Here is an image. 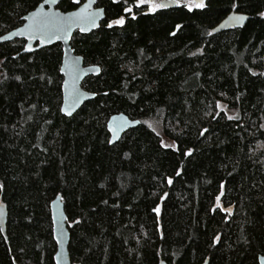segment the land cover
<instances>
[{
    "label": "trees",
    "instance_id": "obj_1",
    "mask_svg": "<svg viewBox=\"0 0 264 264\" xmlns=\"http://www.w3.org/2000/svg\"><path fill=\"white\" fill-rule=\"evenodd\" d=\"M230 2L213 0L205 12L169 9L138 15L123 30L97 29L88 38L74 33L70 44L75 54L85 66L99 63L103 69L102 77H87L82 89L108 91L109 97L97 95L96 101L107 100L105 106L86 102L72 120L62 118L56 108L61 46L27 54L23 40L0 44V60H4L0 71L9 77L20 75L24 81L21 85L10 79L0 93L9 97L0 101V181L7 185L0 200L7 204L10 240L5 244L0 238V264H12L13 259L16 264H54L50 204L57 193L65 196L67 215L87 216L71 232L72 264H160L161 260L203 264L204 258L209 264H252L253 253H264V169L253 163L264 160V131L257 130L264 123L260 119L264 78L252 77L245 67L264 70V21L256 16L264 10V0H242L251 17L243 28L208 36L226 17ZM39 3L42 0H0V37L20 27L22 17ZM96 4L108 19L119 13L111 0ZM64 9L74 10L68 0ZM177 24L182 28L170 36ZM198 49L203 55L191 56ZM17 51L20 56L13 60ZM41 75L52 76L56 83L40 81ZM216 101L227 104L230 113L239 110L247 131L237 128L236 122L207 116L214 112ZM42 107L49 111L44 113ZM157 109H163L158 126L162 136L175 140L182 150L195 148L192 157L160 149L159 138L143 124L119 148L110 149L103 142L107 133L101 125L110 116L124 114L131 120L153 122ZM204 128L209 131L200 137ZM121 149H131V162L122 160ZM178 167L183 173L175 177ZM167 175L174 179L171 188L158 183ZM221 182H225L221 203L233 208L227 224L222 220L226 213L208 211ZM117 191L119 197L114 195ZM165 191L169 196L161 208V240L151 208ZM114 201L119 209L110 207ZM241 227L250 245L237 244ZM216 234L221 235V243L213 249L209 244Z\"/></svg>",
    "mask_w": 264,
    "mask_h": 264
},
{
    "label": "snow or ice",
    "instance_id": "obj_2",
    "mask_svg": "<svg viewBox=\"0 0 264 264\" xmlns=\"http://www.w3.org/2000/svg\"><path fill=\"white\" fill-rule=\"evenodd\" d=\"M213 0H111V3L119 6V13L116 17L108 19L105 16L103 9L94 10L93 5L96 3V0H88L87 3L83 4V7H80L81 0H68V7L70 9H77L73 11H68L67 9L61 10L63 8L64 0H42V3H39L38 6H34L35 10L30 12L28 15L22 17L23 20L27 21V24L18 29L17 31L11 32L8 35L0 37V42L9 41L15 36L24 37L28 43L22 45L23 51L26 53H34L37 51V48L33 47V43L38 41V47L44 48L52 44L54 41H60L65 45H68L70 41L74 39V33L83 35L85 38H88V34L92 33L96 35V30L108 29H125L129 20L135 21L138 19V15H155L158 12L169 10V9H179L187 13H193L194 10L205 12L211 9ZM135 9V11H134ZM226 19L219 24L218 28L213 29L207 33L208 36H212L215 32H219L223 29L232 28H243L245 22L248 21L251 17L247 15L244 11L242 0H231L230 4L227 5V11L225 13ZM256 16L264 21V10L256 12ZM101 21L103 23H101ZM182 28V25L177 24L175 30L169 32L170 36H176L177 32ZM115 47V45H113ZM70 49L65 48L63 50V59L57 67L56 71L58 72V78L62 77L63 79L57 85V112L61 115L62 118L67 120L75 119V116L78 115V109L84 101H95L101 108L105 106L107 100H104L102 103L96 101V96L109 97L108 91L103 92H93L90 95L85 94L80 86L79 81L82 77L89 74L96 77H102V66L97 63L90 68L84 69L81 68V56L72 57L69 55ZM140 55L143 57V49L140 50ZM197 55H203V50H197V52H192L191 56L195 57ZM17 56H20V52L17 51L16 56H13L12 59L15 60ZM148 59V57H144ZM4 64V60H0V65ZM247 68L248 73L252 77H261L264 78V70L256 71L253 68ZM132 71L131 68L128 69ZM199 78L200 73L194 74ZM35 79V77H33ZM136 77L133 76V79ZM10 79H14L23 84L20 75L14 77H9L7 73L0 71V93L5 89L6 82ZM40 81H46L48 85H53L56 83V80L52 76H39ZM264 92V88L261 89ZM223 95V93H221ZM9 97L7 95H0V101H7ZM132 99V97H129ZM240 95L238 94L235 97L237 103L240 102ZM132 103H136L132 99ZM20 109L23 110V104H21ZM31 108L35 109L36 104H31ZM42 111L47 113L49 109L47 107H42ZM221 113L224 114L221 117ZM163 109H157L153 122L142 121L139 119L130 120L125 116H113L109 120H105L101 125L103 128H106V135L104 138V143L111 149L113 147L119 148L123 144L124 140L128 136L132 135L133 132L137 131L138 125H145L148 130L155 134L158 137V147L162 150H170L172 153L181 154L184 158L192 157L195 151V148L189 147L186 150H182L180 145L176 143L175 140L172 142H166L161 134V131L158 130V126H161L163 117ZM207 116H210L212 120H217L218 118H225L227 121L236 122V127L245 129L244 124L242 123V116L240 115L239 110L231 111L227 104H221L220 101H216L214 112L206 113ZM29 120L32 119L31 116L28 117ZM98 119V118H96ZM264 121V116L260 117ZM45 123L51 124V120H46ZM255 125V121L252 122ZM128 129H132V132H129ZM258 131H264V123H261L257 129ZM209 131L208 128H204L199 132L200 137H204L205 134ZM20 133H17L19 135ZM110 134V135H109ZM124 134V135H122ZM251 134V133H250ZM239 135V133H237ZM243 139V137H241ZM33 147H39V145L34 144ZM41 152H47V149L41 148ZM122 151V160L131 162L133 159V153L130 150ZM43 163V161H42ZM61 163H63L61 161ZM253 163H260L261 168L264 169V160L253 161ZM39 167V166H38ZM183 173V167H178L174 170V176L180 177ZM36 175H39L37 172ZM83 175V173H81ZM229 176L232 175V172L228 173ZM16 179V177H13ZM61 179L63 176L61 175ZM156 177H153V180H156ZM160 186H167L171 188L174 184L173 176L167 175L160 179L158 182ZM101 188L104 187L103 184L100 185ZM121 187H126L125 184H121ZM255 187V185H253ZM7 185L5 182L0 181V193L6 191ZM115 196L119 197L120 192L117 191ZM156 195V193H154ZM225 195V182L219 184V194L215 197V202L210 209L211 213H216L217 209L220 212L226 213V216L222 217L224 223H228V218L233 216V208L231 206L224 207L221 203V198ZM169 193L167 191L158 195L157 202L152 206L151 212L154 214L153 221L155 224V231L159 234L160 239H164V234L161 228V208L163 202L168 198ZM65 202V196L62 193H57L55 199L51 201L52 205H55L59 218L57 214L51 215V224H50V236L54 241L53 251L55 255L51 257L54 261V264H62L66 259L71 260V250H70V236L71 232L75 230L77 226L82 224L83 220L87 219V216L76 217L69 216L61 210V206ZM104 205H108V200H103ZM110 207L119 209L120 204L113 202ZM92 212H95L96 209H92ZM119 214V213H117ZM7 215V204L0 200V238H2L5 244L10 243L9 237L6 234L5 229V217ZM29 224L32 223L31 215L25 217ZM127 227V225H125ZM244 229L241 227V236L237 239V244L243 243L244 245H250L251 241L243 234ZM141 234L147 238V233L143 232V225H141ZM30 239V237H29ZM68 241V245H66ZM127 243V241H125ZM140 241L137 240V244ZM221 243V235L216 234L211 239L209 244L210 248L215 249L218 244ZM231 247V245H229ZM11 251V249H9ZM23 251V249H21ZM159 255V252L157 253ZM258 259L259 264H264V253H261L257 256L253 253L252 264H256ZM12 264H16L15 259H13ZM160 264H164V261L161 260ZM203 264H209V258H204Z\"/></svg>",
    "mask_w": 264,
    "mask_h": 264
},
{
    "label": "water",
    "instance_id": "obj_3",
    "mask_svg": "<svg viewBox=\"0 0 264 264\" xmlns=\"http://www.w3.org/2000/svg\"><path fill=\"white\" fill-rule=\"evenodd\" d=\"M87 2H88V0H83V2L81 3L80 7H83V4H85V3H87ZM96 3H97V0H96ZM96 3L93 5L94 10L103 9V8H101V7H97V6H96V5H97ZM34 10H35V9H34ZM34 10H33V11H34ZM74 10H77V9H74ZM103 10H104V9H103ZM72 11H73V10H72ZM31 12H32V11H31ZM29 13H30V12H29ZM29 13H28V14H29ZM104 13H105V11H104ZM28 14H26V15H28ZM224 19H226V17H225ZM224 19H223L222 21H220V22L215 26V28H218V27H219V24L222 23V22L224 21ZM101 22H102V21H101ZM246 23H247V21L245 22V24H246ZM26 24H27V21L23 20V24H22L20 27L14 29V30H12V31H10V32H8V33L2 35V36H5V35H8V34L11 33V32L17 31L18 29L23 28ZM215 28H214V29H215ZM237 29H241V28H237ZM232 30H235V29H232V28L229 27V28H227V29H223V30H221V31H219V32H215L214 34L221 33V32H226V31H232ZM89 34H90V33H89ZM2 36H1V37H2ZM15 40H23V41L25 42V44L28 43V41H27L24 37L15 36V37H13L11 40H9V41L0 42V44H3V43H9V42H12V41H15ZM70 42H71V41H70ZM70 42H69L68 45H65V44H63V43L60 42V41H54L52 44L48 45L47 47L53 46V45H55V44H59V45L61 46V50H62V58H61V61H62V59H63V50H64L65 48L70 49V52H69V55H70V56H72V57L79 56V55H76V54H75L74 50H73L72 47H71ZM33 47H34V48H37V51H38V50H41V49H44V48H47V47H44V48H40V47H38V41L33 43ZM23 52H24V51H23ZM24 53H26V52H24ZM27 54H30V53H27ZM262 62H263V68H264V57H263V59H262ZM80 66H81V68H84V69H87V68L92 67V66H85L84 63H83V59L81 60V65H80ZM89 76H94V75L89 74V75H87V76H84V77H82L81 80L78 82V83H79V86H80V88H81V90H82L85 94H88V95H90L91 93H89V92L83 90L82 87H81V84H82L83 81H84L87 77H89ZM61 78H62V77H61ZM62 79H63V78H62ZM86 102H89V101H88V100L84 101V103L81 104L80 108H81ZM80 108H79V109H80ZM79 109H78V110H79ZM78 110H77V111H78ZM113 116H117V117H119V116H125V117H127V116L124 115V114H115V115L110 116L109 119H111V117H113ZM127 118H128V117H127ZM109 119H108V120H109ZM128 119H129V118H128ZM130 120H131V119H130ZM128 130H130V129H128ZM109 135H110V134H109ZM122 135H123V134H122ZM54 199H55V198H54ZM54 199H53V200H54ZM61 210L65 212L64 204L61 206ZM50 213H51V215H52V214H57V218H59V214H58V212H57V209H56L55 205L50 204ZM65 214H66V213H65ZM6 223H7V215H6V217H5V229H6ZM68 243H69V242L66 241V245H68ZM258 263H259V262H258ZM62 264H72V263H71V260L69 261V260L66 259L64 262H62ZM164 264H166V263H164Z\"/></svg>",
    "mask_w": 264,
    "mask_h": 264
},
{
    "label": "rangeland",
    "instance_id": "obj_4",
    "mask_svg": "<svg viewBox=\"0 0 264 264\" xmlns=\"http://www.w3.org/2000/svg\"><path fill=\"white\" fill-rule=\"evenodd\" d=\"M163 138H164V140H165L166 142H172V141H170V140L166 139L165 137H163Z\"/></svg>",
    "mask_w": 264,
    "mask_h": 264
},
{
    "label": "flooded vegetation",
    "instance_id": "obj_5",
    "mask_svg": "<svg viewBox=\"0 0 264 264\" xmlns=\"http://www.w3.org/2000/svg\"><path fill=\"white\" fill-rule=\"evenodd\" d=\"M82 2H83V1H82ZM82 2H81V3H82ZM96 6H97V5H96ZM97 7H98V6H97Z\"/></svg>",
    "mask_w": 264,
    "mask_h": 264
}]
</instances>
